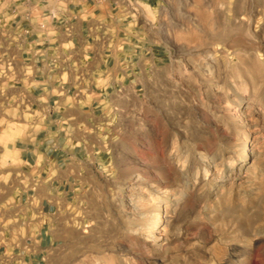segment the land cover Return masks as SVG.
Returning a JSON list of instances; mask_svg holds the SVG:
<instances>
[{"label":"rangeland","instance_id":"obj_1","mask_svg":"<svg viewBox=\"0 0 264 264\" xmlns=\"http://www.w3.org/2000/svg\"><path fill=\"white\" fill-rule=\"evenodd\" d=\"M5 1L24 0H0V7ZM113 2L123 23V69L104 85L95 125L69 133L68 146L79 137L86 148L78 147L72 161L70 205L43 264H264V138L260 147L252 143L257 127L264 137V0ZM206 3L219 5L223 29L233 21L232 33L214 37ZM12 26L0 22V226L6 227L14 225L20 196L38 185L20 149L45 126L25 80L31 73L22 57L24 35ZM248 102L252 109L242 114ZM178 142L189 155L179 165L171 159ZM246 147L249 169L263 163L257 176L221 188L204 180L202 151L242 156ZM175 167L191 174L186 188H166ZM139 192L135 211L129 197Z\"/></svg>","mask_w":264,"mask_h":264},{"label":"crops","instance_id":"obj_2","mask_svg":"<svg viewBox=\"0 0 264 264\" xmlns=\"http://www.w3.org/2000/svg\"><path fill=\"white\" fill-rule=\"evenodd\" d=\"M39 1L0 7V22L16 24L24 35L22 57L31 73L25 80L45 119L44 129L20 149L38 185L20 196L14 225L0 226V264H43L58 241L59 218L70 205L72 161L78 147L86 148L79 137L68 146L69 133L84 134L95 125L104 85L124 64L116 2L73 0L53 22L41 17L47 7Z\"/></svg>","mask_w":264,"mask_h":264},{"label":"bare ground","instance_id":"obj_3","mask_svg":"<svg viewBox=\"0 0 264 264\" xmlns=\"http://www.w3.org/2000/svg\"><path fill=\"white\" fill-rule=\"evenodd\" d=\"M231 3V2H230ZM231 5V4H230ZM204 7H206V8H208V9H211V11H212V13L214 14V21H215V28H216V30H214V37H216V38H218V37H220L221 35H223L225 32H227V33H232L233 31H234V27H233V21H231V20H229V23H230V26L228 27V28H226V29H223L222 28V23H223V21L220 19V17H219V14H222V12L220 13V8H219V5L218 4H213V3H206V4H204L203 5ZM235 7V6H234ZM229 8V7H228ZM223 10H224V7H223ZM226 10V9H225ZM230 11H231V9H230ZM228 13H229V11H228ZM239 14V13H238ZM228 15V14H227ZM240 17V16H239ZM231 19H232V17H231ZM226 21V20H225ZM226 23V22H225ZM214 26V25H213ZM209 29V28H208ZM211 30V29H210ZM225 35V34H224ZM229 36V35H228ZM221 42V41H220ZM213 57V56H212ZM212 59V58H211ZM213 61L214 62H216L217 61V58H213ZM252 109V103L251 102H248L245 106H243V108H242V114H245L246 112H248L249 110H251ZM255 128V127H254ZM256 129V128H255ZM254 129V130H255ZM262 133H261V131H260V129L257 127V131L256 132H254V137H253V144H254V147H260V145H262L263 143V136L261 135ZM175 142H177V141H175ZM187 143V142H186ZM174 144V143H173ZM186 145V144H185ZM264 145V144H263ZM193 147V146H192ZM248 147V146H247ZM245 148L244 150H243V155L242 156H234V155H228L229 154V152L227 153V155L228 156H226L225 154H221L220 156H218L217 155V153L216 154H210V153H206V152H204V151H202L203 153H200L199 155H200V157H199V159H200V163L201 164H204V165H208L207 167H208V170H207V175L205 174L206 172L204 171V175H206V176H204L205 177V179L204 180H208V182L209 181H211V182H213V183H215V184H217V185H219V187L221 188L224 184H225V186H226V183L227 182H229V181H232L233 183H235V184H237V183H239V184H241L240 182H242L243 180H245L246 178H248V176L251 174V175H256L257 176V173H258V169H259V167H262L263 166V163H261V162H259V163H257V165L254 167V169H249V167H247L246 166V161L249 159V156H251L252 155V153H250L249 152V148ZM262 147V146H261ZM173 148H175V147H173ZM196 148V147H195ZM194 148V149H195ZM255 148V149H256ZM223 149V148H222ZM221 149V150H222ZM252 149H254V148H252ZM176 150H177V152H176V154H170L172 157H171V159L173 160V161H175V162H177L178 163V165H179V162L181 161V160H183V158H186L187 156H188V158H189V155H187V153H186V151L184 150V148H183V143H180V142H178V144H177V147H176ZM224 150V149H223ZM222 150V151H223ZM257 150V149H256ZM194 151V150H193ZM226 152H227V150H225ZM195 152V151H194ZM221 152V151H220ZM224 152V151H223ZM222 152V153H223ZM225 152V153H226ZM191 154V153H190ZM198 155V156H199ZM257 155V154H256ZM255 157V156H254ZM191 158V157H190ZM190 160V159H189ZM260 160V159H259ZM229 161H231L232 162V164H230L229 163ZM257 161V160H256ZM254 162H255V160H254ZM171 163V162H170ZM171 164H173V163H171ZM255 164V163H254ZM175 164H173V166H174ZM177 165V166H178ZM252 165H253V163H252ZM251 165V166H252ZM172 166V165H171ZM176 166V165H175ZM188 166V165H187ZM199 166V165H198ZM206 167V168H207ZM170 168V167H169ZM250 168H252V167H250ZM262 168H264V167H262ZM204 169V168H203ZM166 170H167V168H166ZM170 170H172L171 168H170ZM169 170V171H170ZM187 170V169H186ZM252 170V171H251ZM189 171V170H188ZM260 171H262V170H260ZM191 172V171H190ZM192 173V172H191ZM198 173V172H197ZM168 174H170V173H168ZM163 175V174H162ZM191 175V174H190ZM189 174H187V173H185L184 171H182V170H179L177 167H175V168H173V171H172V173H171V178L170 179H167V182L166 181H163V182H166L167 184H166V188L168 189L169 188V186L172 184V183H176V185H177V187L179 186V187H185L186 185H190L189 184V180H190V178L192 177V176H190ZM192 175H193V173H192ZM263 175V174H262ZM261 175V176H262ZM170 176V175H169ZM195 176V175H194ZM255 177V176H254ZM163 178H164V176H163ZM165 178H166V176H165ZM168 178V177H167ZM196 178V177H195ZM252 178V177H251ZM258 178V177H257ZM192 179V178H191ZM249 179V178H248ZM158 181V180H157ZM248 181V180H247ZM246 181V182H247ZM160 183V182H159ZM245 183V182H244ZM238 184V185H239ZM246 184V183H245ZM157 185H159V184H156V186L155 185H153L154 186V192L156 191L157 192V190L156 189H158L157 188ZM176 185H174V186H176ZM162 186V185H161ZM161 186H159V187H161ZM173 186V185H172ZM170 188H171V186H170ZM186 188V187H185ZM225 188V187H224ZM223 188V189H224ZM163 189V188H162ZM161 189V190H162ZM183 189V188H182ZM164 190H165V188H164ZM169 190H167V192H168ZM160 192V191H159ZM158 193V192H157ZM163 192H161V194H162ZM166 193V192H165ZM138 194V193H137ZM141 194V192H139V194L138 195H135V197H129V202H130V205H131V207L133 208V209H135V211H137V210H139L140 208H138V202L141 200V198L142 197H144V196H141L140 195ZM160 194V193H159ZM169 194V193H168ZM168 194H166V195H168ZM263 194V193H262ZM142 195H144L143 193H142ZM158 195V194H157ZM153 196V195H152ZM154 198V197H153ZM152 199V198H151ZM147 200H148V198H147ZM225 200V199H224ZM151 201V200H150ZM152 201H154V199L152 200ZM174 201V200H173ZM138 205V206H137ZM168 205H170V204H168ZM167 206V205H166ZM170 208H171V205H170ZM146 214V213H145ZM145 214H143V213H138V215L139 216H144ZM147 215V214H146ZM145 215V216H146ZM147 217V216H146ZM141 219V218H140ZM147 228V227H146ZM155 228V227H154ZM151 233H153L152 231H151ZM142 234V233H141ZM149 234V233H148ZM150 235H152V234H150ZM154 235V234H153ZM147 237H149V236H147ZM146 240V239H145Z\"/></svg>","mask_w":264,"mask_h":264},{"label":"built area","instance_id":"obj_4","mask_svg":"<svg viewBox=\"0 0 264 264\" xmlns=\"http://www.w3.org/2000/svg\"><path fill=\"white\" fill-rule=\"evenodd\" d=\"M30 0H24L23 3L27 4ZM73 0H40L38 5L47 7L43 11L41 17L49 21L61 20L66 12L69 11L70 7L73 5ZM42 28L45 25L41 26Z\"/></svg>","mask_w":264,"mask_h":264}]
</instances>
